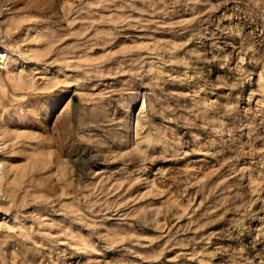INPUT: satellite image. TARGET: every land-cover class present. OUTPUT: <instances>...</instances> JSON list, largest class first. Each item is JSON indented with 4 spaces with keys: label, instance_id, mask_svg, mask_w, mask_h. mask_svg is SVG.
<instances>
[{
    "label": "rangeland",
    "instance_id": "1",
    "mask_svg": "<svg viewBox=\"0 0 264 264\" xmlns=\"http://www.w3.org/2000/svg\"><path fill=\"white\" fill-rule=\"evenodd\" d=\"M2 163L0 264H264V0H0Z\"/></svg>",
    "mask_w": 264,
    "mask_h": 264
},
{
    "label": "bare ground",
    "instance_id": "2",
    "mask_svg": "<svg viewBox=\"0 0 264 264\" xmlns=\"http://www.w3.org/2000/svg\"><path fill=\"white\" fill-rule=\"evenodd\" d=\"M2 56V55H1ZM4 56V55H3ZM5 167H6V164L5 163H2L1 164V166H0V174H1V172L2 173H4L5 171H4V169H5ZM6 172L3 174V177H6ZM1 178V177H0ZM0 192H1V188H0Z\"/></svg>",
    "mask_w": 264,
    "mask_h": 264
}]
</instances>
